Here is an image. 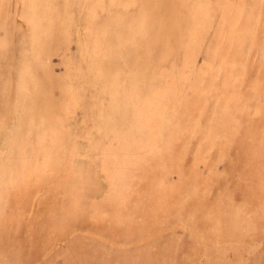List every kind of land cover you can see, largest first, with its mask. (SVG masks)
<instances>
[{"label": "rangeland", "instance_id": "374dc122", "mask_svg": "<svg viewBox=\"0 0 264 264\" xmlns=\"http://www.w3.org/2000/svg\"><path fill=\"white\" fill-rule=\"evenodd\" d=\"M0 264H264V0H0Z\"/></svg>", "mask_w": 264, "mask_h": 264}]
</instances>
